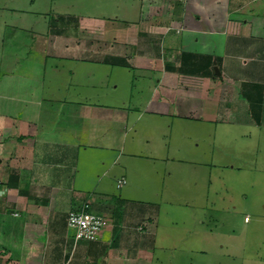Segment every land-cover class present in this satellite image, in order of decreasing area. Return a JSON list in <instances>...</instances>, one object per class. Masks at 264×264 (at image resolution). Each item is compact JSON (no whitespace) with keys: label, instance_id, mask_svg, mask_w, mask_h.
<instances>
[{"label":"crops","instance_id":"obj_1","mask_svg":"<svg viewBox=\"0 0 264 264\" xmlns=\"http://www.w3.org/2000/svg\"><path fill=\"white\" fill-rule=\"evenodd\" d=\"M115 1L113 21L83 12L41 49L34 36L3 45L0 264L151 263L153 206L134 194V156L120 155L138 114L90 99L108 93V65L155 77L151 111L226 125L243 148L264 145V0ZM0 10L11 13L5 2ZM84 202L106 220L96 240H75L66 223Z\"/></svg>","mask_w":264,"mask_h":264},{"label":"rangeland","instance_id":"obj_2","mask_svg":"<svg viewBox=\"0 0 264 264\" xmlns=\"http://www.w3.org/2000/svg\"><path fill=\"white\" fill-rule=\"evenodd\" d=\"M3 2L11 13L0 10V75L9 38L34 36L40 48L47 32L70 33L83 12L98 18L103 13L109 22L118 12L115 0ZM31 29L43 33L31 34ZM106 81L108 93L92 92L91 101L129 105L130 116L138 114L135 132L126 136L120 155L121 160L134 156V194L140 203L151 202L155 213L150 264H264V145H247V150L242 139L227 134L226 125L211 130L198 117L151 111L147 101L156 100L161 87L152 89L155 77L142 67L108 65ZM209 129H215L214 136H208Z\"/></svg>","mask_w":264,"mask_h":264},{"label":"built area","instance_id":"obj_3","mask_svg":"<svg viewBox=\"0 0 264 264\" xmlns=\"http://www.w3.org/2000/svg\"><path fill=\"white\" fill-rule=\"evenodd\" d=\"M124 181V179L119 180L117 185ZM248 219V215H245L244 220ZM66 223L73 230L75 240H96L106 220L102 214L93 211L88 202H84L79 208L68 210Z\"/></svg>","mask_w":264,"mask_h":264},{"label":"trees","instance_id":"obj_4","mask_svg":"<svg viewBox=\"0 0 264 264\" xmlns=\"http://www.w3.org/2000/svg\"><path fill=\"white\" fill-rule=\"evenodd\" d=\"M112 62H115V61H112Z\"/></svg>","mask_w":264,"mask_h":264}]
</instances>
